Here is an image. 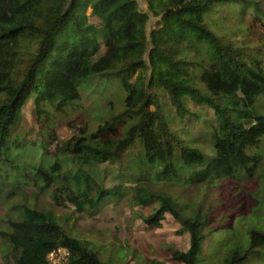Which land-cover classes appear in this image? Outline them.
<instances>
[{
	"label": "trees",
	"instance_id": "1",
	"mask_svg": "<svg viewBox=\"0 0 264 264\" xmlns=\"http://www.w3.org/2000/svg\"><path fill=\"white\" fill-rule=\"evenodd\" d=\"M142 1L146 12L136 0H0L3 264H47L58 248L68 251L69 264H111L35 200L49 193L55 206L93 215L105 197L121 192L150 207L147 216L137 212L146 226L159 228L168 214L188 234V249L172 252L176 263L264 264V42L251 48L224 32L230 6L239 20L250 19L248 28L237 25L238 34L264 30V0ZM150 17L156 23L147 33ZM96 77L119 79L123 109L94 132L75 126L61 140L59 119ZM159 91L178 120H199L188 103L212 111L205 133L212 155L170 128ZM28 105L33 135L21 126ZM137 161L159 163L162 180H147ZM112 165L122 184L105 188ZM218 181H245L254 192L247 214H223L211 228L203 197L180 194Z\"/></svg>",
	"mask_w": 264,
	"mask_h": 264
},
{
	"label": "rangeland",
	"instance_id": "2",
	"mask_svg": "<svg viewBox=\"0 0 264 264\" xmlns=\"http://www.w3.org/2000/svg\"><path fill=\"white\" fill-rule=\"evenodd\" d=\"M136 2L139 10L146 12V4L142 0H136ZM226 12L227 8L223 9L221 16H224ZM229 16L230 19L226 22L224 29L225 33H236L239 42H243L246 38V43L251 48L260 45V40L262 43L264 42V30L259 27L253 28V32H255L253 37L245 36L247 34H238L235 30L238 24L248 28L250 26L249 16L239 20L235 6L229 7ZM89 22L99 24L97 19L91 17ZM155 23L156 19L150 17L147 23V33L155 26ZM217 28H221V25H218ZM103 52L104 49L102 48L100 53ZM158 94L170 128L189 144L196 145L208 155H212L209 140H205V135H207L205 133L209 131L214 121L212 111L199 109L188 103V108L194 113L196 112L199 120H178L169 106L166 96L160 91ZM79 95V100L67 109L66 114L60 118L61 120L59 119L60 123L55 128L61 140H66L76 133L75 126L86 127L88 133L94 132L107 120L117 116L124 107L125 93L117 78L96 77L80 86ZM23 118L26 120L21 124L24 132L31 131L30 135H33L36 129L29 111V105L23 109ZM123 124V122H119V128H123ZM131 161L134 163V159ZM101 167L102 169L105 168V166ZM110 168L113 173L106 177L105 188L122 184L119 179H115V174L119 173L118 168L114 165ZM136 168L140 169L149 181L158 183L157 181L162 180L160 179L159 163L149 165L146 161L140 163L137 161ZM141 171L140 174L142 175ZM127 186H133L132 182H128ZM170 192L175 195L178 190L173 189L172 186ZM252 192H254V188L245 181H218L211 187L196 186L188 189L187 192H182L180 196L187 201H196V199L203 197L204 207L209 206V211H211L209 216L212 223L211 228H215L217 220L223 214L233 215L236 218L247 214V202L249 203V195ZM122 195H124L123 192L121 194L113 193L105 197L101 203L102 206L93 215L76 214L68 204L55 206L49 193L39 195L35 202L38 208L50 210L62 221L64 220L65 229L73 236L92 242L95 248L100 250L99 256L104 262L111 264H149L155 260L162 264H179L171 259V255L173 250L185 252L188 249V234L181 233L180 225L168 214L165 215L159 228L146 226L137 216V212H140L142 216H147L151 211L150 207L135 206L128 196ZM27 199L32 203L33 198L29 192H27ZM1 206L3 205L0 204ZM3 215L4 212L0 208V221L4 219L5 216ZM205 246L207 247V244ZM2 257L0 249V264H3ZM107 258L109 260H106Z\"/></svg>",
	"mask_w": 264,
	"mask_h": 264
},
{
	"label": "built area",
	"instance_id": "3",
	"mask_svg": "<svg viewBox=\"0 0 264 264\" xmlns=\"http://www.w3.org/2000/svg\"><path fill=\"white\" fill-rule=\"evenodd\" d=\"M48 264H69V253L63 248H58L47 254Z\"/></svg>",
	"mask_w": 264,
	"mask_h": 264
},
{
	"label": "clouds",
	"instance_id": "4",
	"mask_svg": "<svg viewBox=\"0 0 264 264\" xmlns=\"http://www.w3.org/2000/svg\"><path fill=\"white\" fill-rule=\"evenodd\" d=\"M47 256V255H46ZM47 261V260H46ZM48 264V263H47Z\"/></svg>",
	"mask_w": 264,
	"mask_h": 264
}]
</instances>
